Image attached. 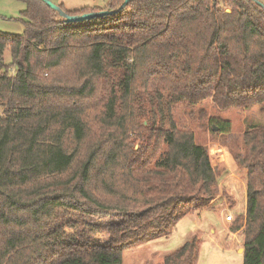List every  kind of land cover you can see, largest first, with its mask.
<instances>
[{"label": "trees", "instance_id": "trees-1", "mask_svg": "<svg viewBox=\"0 0 264 264\" xmlns=\"http://www.w3.org/2000/svg\"><path fill=\"white\" fill-rule=\"evenodd\" d=\"M20 1L24 32L0 31V264H123L126 250L171 235L219 193L207 148L174 110L211 99L264 117V8L107 0L60 6L111 12L68 23L42 0ZM235 158L247 208L232 230L244 236L243 264H264V124ZM75 216L91 235L64 232ZM199 253L194 237L163 264H197Z\"/></svg>", "mask_w": 264, "mask_h": 264}, {"label": "rangeland", "instance_id": "rangeland-1", "mask_svg": "<svg viewBox=\"0 0 264 264\" xmlns=\"http://www.w3.org/2000/svg\"><path fill=\"white\" fill-rule=\"evenodd\" d=\"M52 3H64L68 9L81 6L104 7L107 0H50ZM264 8V0H254ZM59 6V5H58ZM26 4L20 0H0V31L13 35L24 32L22 11ZM228 12L230 10L228 9ZM58 14V13H57ZM58 18H62L58 14ZM5 61L11 64V52H5ZM15 71L10 68L11 74ZM0 108V115H2ZM174 119L181 129H188L194 133L198 145L207 148L213 167L217 173L219 193L209 206L194 212L180 221L171 235L128 249L124 252L123 264H163L165 256L186 241L197 237L200 242V253L197 264H243L244 258L240 250L244 244L242 230L233 232V222L244 216L247 206V170L236 162V155L244 154V136L254 125L264 124V117L260 108L252 110L230 109L219 110L211 99L190 108L178 106L174 112ZM230 124L228 133L220 128ZM216 128L213 133L212 129ZM76 228H65L70 235L91 233L83 226L82 221H90L81 216H75ZM93 222L102 224L104 219H94ZM108 235L103 233L98 241L105 242Z\"/></svg>", "mask_w": 264, "mask_h": 264}, {"label": "water", "instance_id": "water-1", "mask_svg": "<svg viewBox=\"0 0 264 264\" xmlns=\"http://www.w3.org/2000/svg\"><path fill=\"white\" fill-rule=\"evenodd\" d=\"M42 1L46 3L51 9L56 11L68 23L84 22V21L111 13V12H101V13H91V14H83V15H78V16H71V15H68L65 11H63V9L60 6L52 3L50 0H42ZM128 2L129 0H125L122 7L125 6ZM214 130L216 131L217 129L214 128ZM240 253H243V249L240 250Z\"/></svg>", "mask_w": 264, "mask_h": 264}, {"label": "crops", "instance_id": "crops-1", "mask_svg": "<svg viewBox=\"0 0 264 264\" xmlns=\"http://www.w3.org/2000/svg\"><path fill=\"white\" fill-rule=\"evenodd\" d=\"M59 6H62L66 11H71V12H74V11H78V10H80V9H82V8H87V7H99V6H81V7H79V8H74V9H68L66 6H65V4L64 3H57ZM100 8H102V7H100ZM246 208H247V206H246ZM196 213H195V215H196V217H198V215L199 214H197L198 212H200V210H198V211H195ZM194 213V212H193ZM193 213H191V214H193ZM180 223V222H179Z\"/></svg>", "mask_w": 264, "mask_h": 264}]
</instances>
